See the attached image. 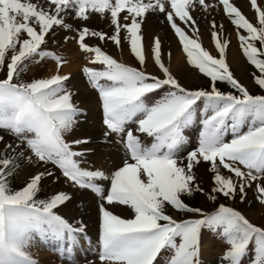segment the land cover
<instances>
[{
    "label": "snow or ice",
    "instance_id": "1",
    "mask_svg": "<svg viewBox=\"0 0 264 264\" xmlns=\"http://www.w3.org/2000/svg\"><path fill=\"white\" fill-rule=\"evenodd\" d=\"M0 0V68L7 75L0 80V131L15 137L24 151L17 153L11 144L0 152V264H38L31 258L27 247L34 234L51 235L67 245L59 249L62 258L73 259L75 245L84 228L74 226L54 209L69 200L63 192L48 200L38 201L36 194L50 171L37 172L26 185L12 190L8 177L18 167L17 161L33 157L38 163H51L61 170L67 181L82 189H90L107 205H123L134 212V218L125 219L100 205L99 259L104 264H158L167 257L166 264H202L201 230L206 228L218 234L228 246L222 254V264H264V228L259 227L240 211L220 205L211 214L186 205L183 195L202 191L194 183L193 169L208 162L214 173L213 192L225 197L241 199L246 189L256 183V200L264 206V95H251L237 81L226 62L229 41H221L216 31L211 32L219 58L205 50L198 38L190 37L175 22V18L198 33L195 19L190 14L196 4L205 10L211 5L205 0ZM225 14L240 34L238 39L243 55L258 71L253 74L255 83L264 89V9L257 0H249L257 13V25L250 22L230 0H220ZM89 10L104 14L110 12L115 33L110 39L121 44V31L126 30L130 50L143 65L145 52L140 35L141 23L148 12L165 15L174 30L187 63L210 78L212 90L185 89L171 74L161 59V41L154 38L152 54L164 78L150 76L144 71L127 66L106 54L100 47L84 43L88 35L105 38L104 33L87 27L78 31L81 51L94 53L90 63L102 69L85 67L92 88L99 95L103 109V124L107 137L114 133L121 137L126 159L110 175L102 169L82 168L76 157L83 153L74 151L73 145L89 143L88 140L65 139L72 132L81 110L73 103L72 93L65 87L68 75H60L64 57L44 51L42 45L54 27L72 30L61 15L73 14L86 20ZM123 19L131 23H120ZM140 17L141 20H137ZM190 22V23H189ZM217 26L212 22V28ZM222 27V26H221ZM25 36L26 38H21ZM67 40V37H65ZM259 42L260 47L255 42ZM34 57L56 61L57 72L48 78H37L26 83L18 82L20 72ZM103 81V83L101 82ZM216 81L227 82L240 95L224 94L215 87ZM168 90L154 102L149 94ZM204 101L202 130L198 148L186 156V163L178 161V153L187 142L184 130L194 122L197 102ZM135 131L152 138L145 145ZM230 127L233 138L223 139L224 130ZM247 127V131H241ZM3 136H0V142ZM11 152V154H10ZM25 152L30 153L25 157ZM232 175L224 176L220 169ZM110 181L106 190L98 181ZM215 199L214 196L210 197ZM166 206L177 211L199 213L201 218L178 221L166 212ZM81 239L83 237H80Z\"/></svg>",
    "mask_w": 264,
    "mask_h": 264
},
{
    "label": "rangeland",
    "instance_id": "2",
    "mask_svg": "<svg viewBox=\"0 0 264 264\" xmlns=\"http://www.w3.org/2000/svg\"><path fill=\"white\" fill-rule=\"evenodd\" d=\"M32 2L36 3L38 2V0H32ZM40 2L44 3V6L46 8L48 7L45 0H40ZM205 2L211 5V7L205 10L202 6L196 4L194 9H190V14L196 21V25L194 27L198 28V33L194 34L192 28L184 22L180 21L178 18H175V22L190 37L198 38V42L201 43L202 47L215 58H219V52L215 47L211 32L216 31L221 41H229L230 43L228 44V47L226 49V62L234 78L239 81L241 85L247 88L251 95H264V89H261L253 79V74L255 73L259 75V73L257 69L247 61L240 47V41L238 39V36L240 34L247 35V33L244 32V30L242 29H237L236 26L231 23V18L225 14L224 7L220 3V0H205ZM230 2L233 3L236 7H238L241 10L242 14L250 22H252L254 25H257V13L252 9L249 0H230ZM257 4L261 9H264V5L260 3V0H257ZM61 15L64 17L65 23L72 25V30H66L63 27L56 26L54 27L52 32L48 36H46V43L42 45V49L44 51H51L64 57L65 62L59 68L60 75L64 74L63 70L66 66H70L73 71H76L74 77H76L77 73L84 74L82 70L85 67L94 69L103 68V66L100 64L90 63V61L94 57V53H86L81 51L79 48L77 30H82L84 27H87L92 31L104 33L105 38L101 40L98 36L88 35L85 37V44L91 47H100L103 52L110 55L118 62L144 71L150 76H156L163 79V72L155 64L152 54L154 38L159 37L161 41L162 62L165 64L166 67H168L171 74L179 81V83L185 89L190 91L201 89L206 91L212 90L213 82L210 80V78L203 75L199 72L197 68L187 63V57L184 51L182 50V45L179 42V38L176 36L174 30L167 22L163 13L148 12L142 20L140 35L143 38L142 44L145 52V62L143 65L138 62V60L130 50V43L126 39V30L122 29L121 31V44L119 46L116 45L110 39V37L115 33V26L111 25L110 22V12L106 11L104 14H100L96 12H91L89 10V18L86 20L78 19L73 14L62 13ZM125 15H128L126 11L120 13V23L130 24L131 19H129L128 21H125L123 19ZM150 18H152L151 20L154 23L151 22ZM137 20H141V18L137 17ZM213 21L217 26L215 29L212 28ZM155 23L162 26L156 29ZM166 28H168L169 33H172L175 36L178 43L177 47L179 48V52L183 55L184 62L186 64V72L183 73L182 77L180 76L177 68L172 63L174 57L172 56L170 49H168L170 48V44L167 42L168 38L166 37ZM65 37H67V40L65 39ZM21 38L23 39L26 37L22 35ZM255 43L256 46L259 48V42L257 41ZM233 45L236 46V49L239 51L243 61L245 62L244 73H242V71H240V69L233 64L232 60H230L231 47ZM56 72L57 64L55 60L51 58L41 59L40 57H34L31 61L27 62V67L20 72L19 76L17 77V80L18 82L26 83L37 78H48L56 74ZM6 75L7 68H0V80L4 79ZM67 75L70 78L68 81H66L65 87L72 93V101L81 110V114L78 115L77 123L75 124L72 132L67 134L65 136V139L69 142L73 140L85 139L90 141L86 144L81 143L79 145H73L74 151L83 153V155L76 157V159L80 162V166L82 168L90 170L102 169L106 174L110 175L118 167L122 166L123 161L126 159L125 145L121 137L114 133H110L107 137H105L104 133L107 132L108 129L103 124V109L101 101L99 99L98 92L91 87L87 76L84 74L85 81L87 83L85 85L88 89L95 92V96L93 98L95 100V108L91 106V108L93 109L91 112L89 110L90 108L88 107L89 104L87 106L85 104L83 105V103L77 99L78 89L76 88L75 83L73 81L74 77L72 76V74ZM101 82L103 83V81ZM215 87L218 91L224 94H233L237 96L240 95V93L236 89L232 88L231 85L227 82L216 81ZM167 90L168 89L165 88L164 90H158L153 94H149V101L154 102L155 100H158ZM89 102L91 103V99H89ZM203 109L204 101L202 99L201 101L197 102V112L195 113L193 124L184 130V135L187 137V142L177 156L178 161L181 164L186 163V156L190 151L198 148L199 133L202 130L201 120L203 115ZM86 121L88 122L87 126L89 129H92L91 127L93 126V130L91 133H88L87 131L82 132V123ZM129 127L133 129L134 134L140 136L141 141L145 145H149L152 142L151 137H147L145 134H141L135 131L137 127L136 124H131L129 125ZM95 130L96 132L97 130L103 132L102 137H99L98 134H94ZM241 131H247V127H243ZM0 136H3V141L0 142V152L4 150L6 144H11L13 148H15V151L17 153L24 151L22 147H16L19 141L15 137L9 135L7 132L2 131H0ZM232 138L233 133L231 131V128L227 127L224 130L223 139L226 142H230ZM98 147L102 151L99 155L97 154ZM28 155H30V153L25 152V157H27ZM17 164L18 167L14 170L13 174L8 177V183L10 188L12 190L22 189L29 181V177L36 174L37 172H52L54 174L53 176H45L41 180L39 190L36 194V199L38 201L48 200L56 193H66L70 197V199L65 201L64 204L58 206V208L54 209V211H56L57 214L61 215L69 222L70 220L65 217V215H69L73 218L77 217L80 219L81 223L82 220L87 222L86 218L89 215H95V217L97 215L96 222L100 232V205L102 203L114 214L119 215L122 218H134V212L129 207L118 204L107 205L106 201L101 200L90 189L79 188L78 186H75L71 182L67 181L66 178L62 176L61 170L57 167H54L51 163H38L33 157L31 163H29L26 159H21L17 161ZM29 168H33V172L27 174ZM220 171L221 174L224 176L232 175L223 168H221ZM193 172L196 177L194 183L198 184L202 191H196L190 196L183 195L182 200L186 205L192 208H199L204 214H211L217 211L220 205L231 207L244 214L246 218H248L253 224L264 228V206L260 205L259 202L256 200L257 182H253L251 184V187H248L246 189V197L242 200L239 193H237L235 197H225L219 192L212 191V189L215 187L213 179L214 173L210 171V164L208 162L202 161L198 165H195ZM98 183H101L106 190L110 188V181H98ZM211 196H214L215 199H211ZM165 210L168 215L172 216L178 221L201 218L199 213L177 211L171 206H166ZM73 214L75 215L73 216ZM202 235L204 237L203 240H201L202 264H222L221 257L228 246L222 241V239L218 236L217 233L210 231L206 228H203L201 230V237ZM41 236L43 238V242H41V245L44 243L42 246L45 248L44 245H46L45 243L46 239H48V235ZM80 237L83 238L81 239ZM84 238L88 240L92 239V236L87 229L84 230L83 233L79 234L78 243L76 244V247L77 249H80V247H85L84 249H86L87 251H91L90 254L87 257L77 256L76 258L74 257L72 260L67 259V261L64 258L66 263L96 264L100 252L99 239H96V241L98 240V243L94 248L95 250L93 251V247L91 250V247H89L83 242ZM64 241L67 240L65 239ZM33 242L34 240L32 238L29 246L27 247V251L30 254L31 258L38 262L39 258L34 256L36 254ZM51 244V249L48 248L47 245L46 249L49 250V254H51L52 257L59 258V249L64 245L66 246L67 242L64 243L63 241H59L56 239L51 240ZM76 252L78 253V250ZM159 259L160 264H166L167 257L162 256ZM245 264H247V260H245Z\"/></svg>",
    "mask_w": 264,
    "mask_h": 264
},
{
    "label": "bare ground",
    "instance_id": "3",
    "mask_svg": "<svg viewBox=\"0 0 264 264\" xmlns=\"http://www.w3.org/2000/svg\"><path fill=\"white\" fill-rule=\"evenodd\" d=\"M260 3L262 5H264V0H260ZM151 19L152 18H150V20ZM151 22L154 23L152 20H151ZM161 26L162 25H159V24H156L155 23V28L156 29H158ZM166 29H167V36L166 37L168 38V41L167 42L170 44L169 45L170 48H168V47L167 48L170 49V52H171L172 56L174 57L172 63L177 68V70L179 71L180 76L182 77L183 76V73L186 72V64L184 62L183 55L179 52V48L177 47L178 46V43H177V40H176L175 36L172 33H169L168 28H166ZM230 60H232L233 64L236 65L240 69V71H242V73H244L245 62L243 61L242 56L240 55L239 51L236 49V46H234V45L231 47ZM63 71H64V74L63 75L72 74L73 77H74V75L76 73V71H73L70 66H66ZM73 77H72V79H73ZM73 81L75 83L76 88L78 89L77 99L79 101H81L83 103V105L85 104L87 106L89 104L88 107L90 108L89 110L91 112L93 110L91 108V106L93 108H95V106H94L95 100L93 99L94 96H95V92L92 91V90H90V89H88L87 86L85 85L87 83L85 81L84 74L77 73L76 74V77H74V80ZM89 99H91V103L89 102ZM87 124H88L87 121L82 123V127H83L82 128V132L83 131H87L88 133H91L92 130H93V126L91 127L92 129H89L88 126H87ZM94 134H98L99 137H102L103 132H101L100 130H97V132H96V130H95L94 131ZM87 137H89V136H87ZM101 152L102 151L98 147L97 154L99 155ZM32 172H33V168H29L28 171H27V174H30ZM67 210H68V208H67ZM63 211H65V210H63ZM75 214H73V216ZM65 217H67L70 220V223L72 222V224L74 226L82 227V228H84V230L87 229L90 232V234L92 236V239L88 240V239L84 238L83 239V242L86 245H88L89 247H91L90 248L91 250H92V247H93V251H94L95 250L94 248H95V246L98 243L97 242L98 240L96 241V239H99V234H100L99 227H97V222H96L97 215H96V217H95V215L94 216L93 215H89L86 218V221L87 222H85V221L82 220V223L80 222V219L77 218V217L76 218H73V217H70L69 215H65ZM34 236L32 237L33 240H34V242H33L34 244L33 245H34V250H35V254H36L34 256L39 258L38 263H41V264H68V263H66L67 258H65L66 259V261H65V259L61 257L60 253H59V258L58 257H52V255L49 254V250L46 249V245H47L48 248L51 249V247H52L51 240H56L53 236L48 235V239H46V243H45L46 245H44L45 248L42 246L44 243L41 245V242H43V238H42L41 234H34ZM203 238L204 237L202 235L201 240H203ZM63 242L65 243L67 241H63ZM61 245H60V247H61ZM76 246L77 245H75V250L73 252V258L74 257L76 258L77 256L87 257L90 254V252H91V251H87L86 249H84L85 247L84 248L80 247V249H77ZM99 249H100V245H99ZM77 250H78V253L76 252ZM96 264H104V262H102L98 258ZM158 264H160V259L158 261Z\"/></svg>",
    "mask_w": 264,
    "mask_h": 264
}]
</instances>
